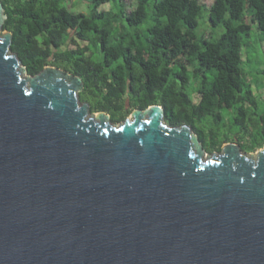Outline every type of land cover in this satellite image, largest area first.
I'll use <instances>...</instances> for the list:
<instances>
[{
  "label": "water",
  "instance_id": "water-1",
  "mask_svg": "<svg viewBox=\"0 0 264 264\" xmlns=\"http://www.w3.org/2000/svg\"><path fill=\"white\" fill-rule=\"evenodd\" d=\"M0 0V264H264V148L207 153L165 110L123 123L30 75Z\"/></svg>",
  "mask_w": 264,
  "mask_h": 264
},
{
  "label": "trees",
  "instance_id": "trees-1",
  "mask_svg": "<svg viewBox=\"0 0 264 264\" xmlns=\"http://www.w3.org/2000/svg\"><path fill=\"white\" fill-rule=\"evenodd\" d=\"M11 50L32 76L47 66L81 77V103L123 123L160 105L207 153L264 148V0H1ZM70 1L86 12L70 11ZM110 5L108 10L103 6ZM76 7V4L73 5ZM253 25L257 31H253ZM206 28L210 29L209 36Z\"/></svg>",
  "mask_w": 264,
  "mask_h": 264
},
{
  "label": "rangeland",
  "instance_id": "rangeland-1",
  "mask_svg": "<svg viewBox=\"0 0 264 264\" xmlns=\"http://www.w3.org/2000/svg\"><path fill=\"white\" fill-rule=\"evenodd\" d=\"M125 5L127 6V10L128 12H130L131 10H133L136 6V1L135 0H124ZM204 3L210 7L213 3L214 0H204ZM76 4V7H74L73 5ZM70 11L74 12V13H78V12H86V6L84 4H78L77 1H70V3L68 4ZM111 6L110 5H105L102 7V9L108 10L110 9ZM253 31H257V28L255 25H253ZM206 34L207 36H209V32L210 29L206 28ZM259 67L264 68V45H263V53L261 55H259V57H257V59L253 62L252 64V68H254L255 70ZM256 93L258 96H261V98L264 100V89H262L261 91H257Z\"/></svg>",
  "mask_w": 264,
  "mask_h": 264
}]
</instances>
